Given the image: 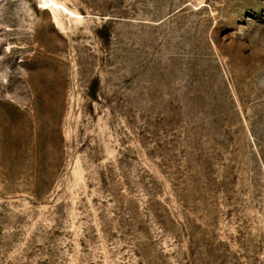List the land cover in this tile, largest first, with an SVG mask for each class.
Masks as SVG:
<instances>
[{"label": "rangeland", "instance_id": "rangeland-1", "mask_svg": "<svg viewBox=\"0 0 264 264\" xmlns=\"http://www.w3.org/2000/svg\"><path fill=\"white\" fill-rule=\"evenodd\" d=\"M0 264H264V0H0Z\"/></svg>", "mask_w": 264, "mask_h": 264}]
</instances>
